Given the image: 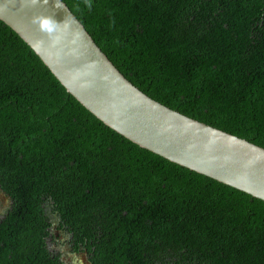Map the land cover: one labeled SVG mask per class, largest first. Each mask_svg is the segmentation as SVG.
<instances>
[{
  "label": "trees",
  "instance_id": "16d2710c",
  "mask_svg": "<svg viewBox=\"0 0 264 264\" xmlns=\"http://www.w3.org/2000/svg\"><path fill=\"white\" fill-rule=\"evenodd\" d=\"M62 1L139 91L264 149V0ZM0 201V264H264V202L104 126L2 22Z\"/></svg>",
  "mask_w": 264,
  "mask_h": 264
},
{
  "label": "water",
  "instance_id": "95a60500",
  "mask_svg": "<svg viewBox=\"0 0 264 264\" xmlns=\"http://www.w3.org/2000/svg\"><path fill=\"white\" fill-rule=\"evenodd\" d=\"M38 18L53 20L52 31L42 30ZM0 22L104 126L171 163L264 202V149L139 91L62 0H0Z\"/></svg>",
  "mask_w": 264,
  "mask_h": 264
},
{
  "label": "flooded vegetation",
  "instance_id": "af4514ba",
  "mask_svg": "<svg viewBox=\"0 0 264 264\" xmlns=\"http://www.w3.org/2000/svg\"><path fill=\"white\" fill-rule=\"evenodd\" d=\"M51 247L53 248L55 254H59L60 261L63 262V264H90L87 255L85 253H82L80 251L65 252V250H61L58 247H56V244L54 243H52Z\"/></svg>",
  "mask_w": 264,
  "mask_h": 264
},
{
  "label": "clouds",
  "instance_id": "9594fccd",
  "mask_svg": "<svg viewBox=\"0 0 264 264\" xmlns=\"http://www.w3.org/2000/svg\"><path fill=\"white\" fill-rule=\"evenodd\" d=\"M35 22L39 23V26L42 30H46L49 32L52 31L55 26V22L50 18H38V20Z\"/></svg>",
  "mask_w": 264,
  "mask_h": 264
},
{
  "label": "rangeland",
  "instance_id": "374dc122",
  "mask_svg": "<svg viewBox=\"0 0 264 264\" xmlns=\"http://www.w3.org/2000/svg\"><path fill=\"white\" fill-rule=\"evenodd\" d=\"M1 200H3V199H1ZM1 202H2V201H0V203H1ZM3 202H4V204H5V203H6V200H3ZM3 202H2V203H3Z\"/></svg>",
  "mask_w": 264,
  "mask_h": 264
}]
</instances>
